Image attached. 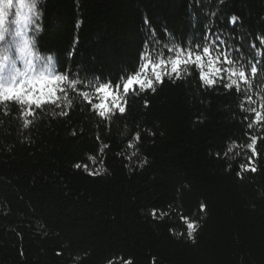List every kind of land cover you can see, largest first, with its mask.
<instances>
[{"label":"trees","instance_id":"16d2710c","mask_svg":"<svg viewBox=\"0 0 264 264\" xmlns=\"http://www.w3.org/2000/svg\"><path fill=\"white\" fill-rule=\"evenodd\" d=\"M32 3L31 44L69 80L31 117L0 104V264H264V121L249 129L246 111L264 103V0ZM209 41L258 64L254 87H207L188 67L99 116L101 84L122 88L145 58ZM185 219L199 224L193 239Z\"/></svg>","mask_w":264,"mask_h":264},{"label":"snow or ice","instance_id":"6c2138e0","mask_svg":"<svg viewBox=\"0 0 264 264\" xmlns=\"http://www.w3.org/2000/svg\"><path fill=\"white\" fill-rule=\"evenodd\" d=\"M14 0H0V41L5 40V33L8 29L5 27L6 21L8 20L9 15L11 14V10L13 8ZM20 6L23 7V0H21ZM29 11H34L36 9V4L32 3L28 6ZM232 21L234 22L237 18L233 16ZM34 31H38V25L34 22ZM261 46H264V36L258 37ZM205 40H208V37H205ZM255 48V45L252 46ZM216 49L215 54H213V49ZM197 49H200L199 51ZM24 51H26L29 55H31V50L28 47V41H25ZM169 51H175V58H170L167 63H170V70L161 71V67L166 64V61L161 60L158 65L153 67L154 72V80L140 78V74L137 73L135 76L127 77V82L123 84V92L128 93L129 89L138 84L139 88L143 90H151L152 92L156 91V84H162L163 78L165 76L168 79L173 80L180 79L182 76V71L187 72L188 67L198 68L199 69V80L203 82L204 86L212 87L216 84H223V87L227 90H232L235 88L237 91H241V86L254 87L251 83L249 76L256 77L258 73V64L255 62L248 63L247 67L235 66L238 61L231 58L226 52L220 50L217 47L215 41H209L204 45H197L195 48L182 49V48H170ZM186 52V55L184 54ZM264 55L259 49H256L255 56ZM9 57L7 55L4 56V60H7ZM205 58H207L205 60ZM255 58V57H254ZM253 58V59H254ZM29 68L32 67L31 61H28ZM224 65H227L225 67ZM147 65H145L146 67ZM182 66L183 69H182ZM207 68V71H205ZM250 68V73L248 69ZM260 70L264 72V65L260 66ZM20 75H26V73H19ZM17 72L13 71L8 73L7 79L9 80L8 86H5L4 83H0V104L5 102L15 101L22 106H27V110L25 111L26 116H33L34 113L32 111V106L34 105L37 109H39L42 105L45 104H53L56 105L57 101L60 100V96L57 95V85L61 82L68 81L69 75H56L52 77H44L41 75L38 78H31L27 80H20L17 82L16 80ZM6 77L3 75V69L0 68V80H4ZM72 83H77L76 80H72ZM39 85V87H37ZM60 92H63L64 89L60 88ZM98 92H102L104 94V99H107L109 96H112V108H109L107 104H96L95 107L99 109L100 117H107L110 112L118 110L119 113L123 114L126 111V107L122 106L121 101L123 97L112 95L111 92L108 91L107 84H101L97 89ZM85 99L87 100V94L85 93ZM251 103H255L251 96L248 97ZM91 102H89L90 104ZM260 110H257L255 107L246 109V111L251 112L254 116V120H249L247 127L249 129H253L254 125L260 124L264 121V103L260 104ZM62 115H66V113H61ZM31 123V120L25 121V127ZM135 141L139 142L141 137L140 134L137 133L135 136ZM251 143L247 144V148L252 150V155H255L256 148L255 145L257 143V137L255 135L250 137ZM132 144L130 147H134ZM104 147H107L105 145ZM236 147L235 144L229 146L228 152H232L233 148ZM136 152H133L132 155L136 156ZM239 155V153H237ZM90 159H95L90 157ZM147 163V159L144 158L141 161V166ZM75 168L81 169L83 168L85 171H88L87 165H81L79 163L74 165ZM246 167V166H245ZM107 169L101 167L99 172H89L90 175H98L100 173L106 172ZM252 172L256 171L255 167L251 168ZM204 205H201V209H204ZM153 215H157L153 212ZM162 218V217H160ZM185 223L187 226V237L189 239L194 238V233H196L199 228V224L195 223L192 220L185 219ZM128 264H131L129 261Z\"/></svg>","mask_w":264,"mask_h":264},{"label":"rangeland","instance_id":"374dc122","mask_svg":"<svg viewBox=\"0 0 264 264\" xmlns=\"http://www.w3.org/2000/svg\"><path fill=\"white\" fill-rule=\"evenodd\" d=\"M21 0H14L13 8L11 14L6 21L5 27L8 31L5 33V40L0 41V68L3 69V75L6 77L4 80H0V83H4L8 86L9 80L7 79L8 73L13 71L17 72L16 80H27L31 78H38L41 75L44 77H52L59 75L55 70L54 59L51 55H45L34 50L31 40L29 39V20L30 11L29 5L30 0H23L24 6H20ZM25 41H28V47L31 50V55L24 51ZM216 49H213V54H215ZM7 55L9 58L4 60V56ZM186 55V54H185ZM170 58H175V53L172 54L168 59L156 58L155 60H150L145 58L143 66L139 72L140 78L154 79L153 67L158 65L161 60L166 61V64L161 67V71L170 70V63H167ZM207 58H205L206 60ZM31 61L32 67L29 68L28 61ZM145 65H147L145 67ZM227 67V65H224ZM238 66V65H235ZM207 71V68H205ZM19 73H26V75H20ZM66 81L58 84L57 93L60 88H63ZM138 84L133 85L130 89ZM39 87V85H37ZM99 88V87H98ZM96 88L91 94V99L94 98L98 101V104H107L109 108H112V96L104 99V94L98 92ZM108 91L115 96L123 97V87L113 88L108 86ZM122 106H124V99L121 101Z\"/></svg>","mask_w":264,"mask_h":264}]
</instances>
